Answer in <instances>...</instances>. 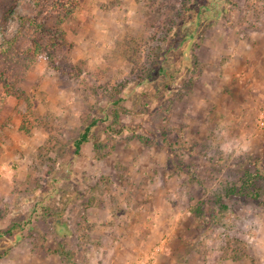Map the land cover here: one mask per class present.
<instances>
[{
  "label": "rangeland",
  "instance_id": "374dc122",
  "mask_svg": "<svg viewBox=\"0 0 264 264\" xmlns=\"http://www.w3.org/2000/svg\"><path fill=\"white\" fill-rule=\"evenodd\" d=\"M59 1L0 84V264H264V0Z\"/></svg>",
  "mask_w": 264,
  "mask_h": 264
},
{
  "label": "trees",
  "instance_id": "16d2710c",
  "mask_svg": "<svg viewBox=\"0 0 264 264\" xmlns=\"http://www.w3.org/2000/svg\"><path fill=\"white\" fill-rule=\"evenodd\" d=\"M64 1L65 0H61L57 4L65 8L66 15L69 13L71 15L72 8L69 9ZM0 13L4 20H7L10 16L18 19L21 23L19 32H22L26 37H32L34 43V48H29L16 44L14 40H6L3 43L0 42V84H2L5 83L8 78L21 75L22 73L24 74V72L32 68L37 60L38 54L47 49L42 43L41 37L49 28L47 27V21L38 20V15H36L31 3L27 2V0H0ZM27 27H34V31L30 32L31 34L28 31L25 33ZM1 31L6 33L0 23V33ZM191 35H194V33ZM167 71L168 68L164 67L162 62L153 81L161 80L163 76L167 74ZM94 125H96V123L89 125L75 141L76 153H79L81 149L91 141V132Z\"/></svg>",
  "mask_w": 264,
  "mask_h": 264
},
{
  "label": "built area",
  "instance_id": "2783aa9c",
  "mask_svg": "<svg viewBox=\"0 0 264 264\" xmlns=\"http://www.w3.org/2000/svg\"><path fill=\"white\" fill-rule=\"evenodd\" d=\"M264 124V122H262Z\"/></svg>",
  "mask_w": 264,
  "mask_h": 264
}]
</instances>
